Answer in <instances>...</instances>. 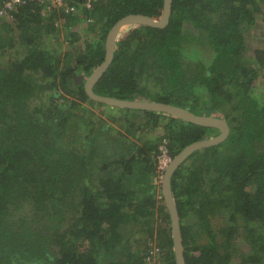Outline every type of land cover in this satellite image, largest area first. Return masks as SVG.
<instances>
[{
	"label": "trees",
	"instance_id": "trees-1",
	"mask_svg": "<svg viewBox=\"0 0 264 264\" xmlns=\"http://www.w3.org/2000/svg\"><path fill=\"white\" fill-rule=\"evenodd\" d=\"M163 2L66 0L73 14L25 2L0 15V264H145L152 250L151 264H176L159 147L173 158L220 130L106 106L83 86L113 26L159 20ZM259 24L264 0H172L165 28L121 32L93 87L227 122L224 141L171 177L185 264H264V34L245 41Z\"/></svg>",
	"mask_w": 264,
	"mask_h": 264
},
{
	"label": "water",
	"instance_id": "water-1",
	"mask_svg": "<svg viewBox=\"0 0 264 264\" xmlns=\"http://www.w3.org/2000/svg\"><path fill=\"white\" fill-rule=\"evenodd\" d=\"M172 0H164L162 16L159 20H153L149 17L143 15H129L121 20H119L107 35L106 39V52L103 62L96 67L91 74L84 81V91L87 96L94 102L104 104L110 107H117L121 109L147 111L154 113H163L169 116H173L184 122L192 123L202 127H212L220 130V133L210 139H204L201 141L194 142L186 146L179 154L173 157L169 167L167 168L163 183H162V194L164 196V201L168 209L170 221H171V234L173 240V251L175 256L176 264H185L182 242L179 228L178 213L174 204V200L170 190V181L174 171L195 151L208 148L219 144L224 141L229 133V127L225 120L217 117L211 116H196L189 111L176 107L170 104L160 103V102H149V101H127L118 100L115 98L105 97L96 95L93 92V87L97 81L101 78L103 73L106 71L110 65L113 53L115 50V43L118 36L123 30L129 26H147L151 28L163 29L167 26L170 12H171ZM75 82L78 84L83 80V76L74 77Z\"/></svg>",
	"mask_w": 264,
	"mask_h": 264
},
{
	"label": "built area",
	"instance_id": "built-area-1",
	"mask_svg": "<svg viewBox=\"0 0 264 264\" xmlns=\"http://www.w3.org/2000/svg\"><path fill=\"white\" fill-rule=\"evenodd\" d=\"M96 0H85L83 6L86 9H90L92 2ZM25 2L30 3H45L47 9H55L57 11H62L63 13H76L75 8L72 5L66 3V0H6L4 1L0 15L5 14L6 12L13 11L16 7H19V4H24ZM157 167H156V177L154 179V184L158 187L162 186L163 179L167 168L169 167L172 157L168 154L165 144H162L159 147V155L157 156ZM155 250L150 251L145 259V264H151L155 261Z\"/></svg>",
	"mask_w": 264,
	"mask_h": 264
},
{
	"label": "rangeland",
	"instance_id": "rangeland-1",
	"mask_svg": "<svg viewBox=\"0 0 264 264\" xmlns=\"http://www.w3.org/2000/svg\"><path fill=\"white\" fill-rule=\"evenodd\" d=\"M264 34V25H256L252 26V28L245 32V41L246 44H250L252 46L257 45L260 38H262ZM260 36V37H259ZM257 88H264V82L258 83ZM105 112V111H104ZM239 247L243 248L244 246L242 244L239 245ZM244 250V249H241ZM100 261H104V257H100Z\"/></svg>",
	"mask_w": 264,
	"mask_h": 264
},
{
	"label": "clouds",
	"instance_id": "clouds-1",
	"mask_svg": "<svg viewBox=\"0 0 264 264\" xmlns=\"http://www.w3.org/2000/svg\"><path fill=\"white\" fill-rule=\"evenodd\" d=\"M173 159V158H172ZM161 188H162V186H161Z\"/></svg>",
	"mask_w": 264,
	"mask_h": 264
}]
</instances>
